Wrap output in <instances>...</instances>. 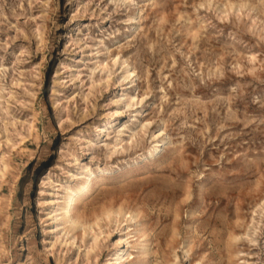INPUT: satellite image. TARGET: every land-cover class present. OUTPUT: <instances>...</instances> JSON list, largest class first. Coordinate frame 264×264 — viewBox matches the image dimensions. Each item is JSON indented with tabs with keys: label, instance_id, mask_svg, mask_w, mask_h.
Listing matches in <instances>:
<instances>
[{
	"label": "rangeland",
	"instance_id": "1",
	"mask_svg": "<svg viewBox=\"0 0 264 264\" xmlns=\"http://www.w3.org/2000/svg\"><path fill=\"white\" fill-rule=\"evenodd\" d=\"M86 166L83 218L139 217L48 233L41 201ZM146 235L148 264H264V0H0V264H33L45 237L42 264H111Z\"/></svg>",
	"mask_w": 264,
	"mask_h": 264
},
{
	"label": "bare ground",
	"instance_id": "2",
	"mask_svg": "<svg viewBox=\"0 0 264 264\" xmlns=\"http://www.w3.org/2000/svg\"><path fill=\"white\" fill-rule=\"evenodd\" d=\"M117 60H118V58H115V62H117ZM101 64L103 65L104 63L102 62ZM126 73L128 75L132 76V75H134L135 71L133 68H128L126 70ZM134 94L130 95L131 100L136 98ZM121 112H122V109H120V108L115 110V115L113 116V118H111V119H113V121H111V119L105 121L106 124L104 126H102L101 132L99 133L100 135L98 136L97 140H100L101 138L103 140L105 137H107L108 128L112 127L113 124L118 121L119 115L121 114ZM139 113H140V111L138 110V114ZM136 114H137V112H136ZM118 123L119 122L115 123L114 125H117ZM149 125H150V122L141 123L140 126H141L142 130H144L145 128H148ZM128 129H130V125L126 124L121 129V132H127ZM159 134H161V132ZM134 135H135L134 133L130 134L129 139L131 140ZM164 140H165V138L159 139L156 142L158 145L149 149V151L151 153L149 155H147L146 157L149 158L150 156L155 155L158 152L159 146L164 142ZM124 141H125V138L121 137L119 139L118 143H123ZM8 167H9L8 164H5L3 171H2V174H1L2 178L5 176L6 171L8 170ZM41 169H42V163L38 164L37 167L33 169L32 174L28 179L29 180V184H28L29 188H31V187L35 188V186L38 185V183H40V182H41L40 183V187H41L42 183L44 184L47 182V181L44 182V180L42 179ZM84 171H89V173L85 174L83 180L78 181L74 185H71L68 187L69 194L67 196H65L62 201H58V200L56 201L53 199L41 201L42 204L45 202L46 203L47 202L52 203L50 210L47 212L48 213L47 219L52 220V223H53L52 226L48 228V233H57V231L60 229V226L61 227L63 226L62 228L67 229L68 232L76 230L79 226H81L82 227V236L84 237L87 234L88 229H93L94 224H97V226H98V224H100L98 221L100 219H108L110 221L112 219H116V221H120V222L128 221L130 224L137 220V218L139 217V214L141 212L140 209L137 208L134 211L133 210L126 211L125 206L123 204H120L119 206H115V204H111L110 206L104 207L102 210V216L101 217L97 216L96 221L94 223H91V221H88L87 219L83 218V214L80 211L78 204H79V201L83 197H85L88 193L91 192L92 186L94 185L93 178L95 175V172L91 171L88 166L85 167ZM73 176L75 177L76 175L73 174ZM73 181H75L74 178H73ZM43 191L44 190L42 189L41 192H43ZM31 194H32V192H31ZM31 198L32 197H26V201H25V199H23L22 200L23 205H27V204L31 205V203H32ZM24 201H25V203H24ZM57 205L60 206V208H57ZM58 210L60 211V213H59L60 221L55 222V219L57 218V215H58L57 214ZM30 215L34 216V213L32 212ZM43 219H44L43 216H38V221H39L38 225L43 224L42 223ZM130 224H128L127 227L124 228V230L129 228ZM138 225H139V227H136V229L134 228L135 229V234H134L135 236H140V234L143 231L142 223H139ZM31 226H33V232H36V229H37L36 221H34V223ZM101 233H105V231H102ZM129 233L130 232H127L125 235L128 236ZM143 234H146V232ZM107 235L110 236V233H107ZM147 236L148 235H146V238L140 243L139 242L131 243V241H128V248H126V246L124 244V238L123 237L118 239L117 244L120 245V248H118V249H120V251L113 254V257L110 260L111 264H125V260L127 258H131V260L128 262V264H140L142 262H144V264H148L149 263L150 248H149V244H148L149 239ZM98 238H99V235L94 236V238H93L94 244L92 245V249H94L95 247L96 248L98 247ZM43 239L44 240H42V243L39 245L38 252H37L38 254L36 255L38 260L36 262H34L33 264H42V260L47 255V251H46V248H47L46 240H47V238L45 237ZM74 242H76V241H72V240L69 241L70 244H74ZM52 247H53V244H52ZM135 251H138L137 255H134ZM187 252H188V250H186V254H188Z\"/></svg>",
	"mask_w": 264,
	"mask_h": 264
}]
</instances>
